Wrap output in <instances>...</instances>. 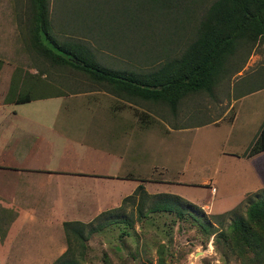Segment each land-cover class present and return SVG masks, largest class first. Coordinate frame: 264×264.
<instances>
[{"label": "rangeland", "instance_id": "rangeland-1", "mask_svg": "<svg viewBox=\"0 0 264 264\" xmlns=\"http://www.w3.org/2000/svg\"><path fill=\"white\" fill-rule=\"evenodd\" d=\"M126 1L49 0L53 30L60 39L73 38L87 43L104 65L118 69L148 70L157 65L154 59L163 51L174 54L172 49H177V43L184 41L183 36L193 27L194 19L211 0H186L182 6L191 5L192 11L185 17L180 5L171 16L166 14L156 18L154 12H148L145 0H133L130 8L134 13V24L128 18L124 22L122 19L114 20V16H119V11L124 9ZM10 4L13 5V12ZM3 12L9 25L12 26L13 23L16 26L18 35L16 37L14 33L11 34L12 31L8 32L7 24L6 29L1 30L0 58L10 61L15 59L11 62H17L15 57L21 51V45L24 52L18 60L30 63V66H22L30 67L38 75L53 78L57 86L68 87L71 92L97 86L86 81L87 75L82 71L52 64L32 47L29 49L26 46L30 45L31 34L27 18L30 13L29 0H0V13ZM109 15L113 18H109ZM10 46L12 49L8 48ZM4 47L5 53L2 50ZM13 75L16 72L9 77ZM261 83H264V43L260 39L252 46L241 69L217 86L213 96L205 91L192 93L180 102L175 114L160 102L127 100L99 90L98 93L101 96L103 93L110 101L106 104L116 105V116L107 119L113 128L110 137H114V140L110 146L114 147L119 143L121 151H129L133 146L130 148L131 154L135 155L131 157L143 164L141 170H147L149 175H158L161 171V176L168 182L181 180V183L176 184L179 191L205 203L203 206L190 200L201 209L191 206L180 216L176 211H150L149 197L143 200L141 209L138 206V194L134 200L128 199L123 203L121 198L118 205L109 206L85 222L90 223V226L100 225L81 244H73L76 246L75 257L79 263L240 264V258L233 252L227 233L234 214L223 213L242 200L240 212H245L248 199L264 194V170L257 183L255 168L244 154L264 122V86L244 94L243 92ZM36 86L35 89H30L31 95H36ZM73 99L76 104L84 102V105L89 106L90 101L86 96ZM102 103L104 106L105 102ZM10 106L8 104L7 109ZM91 106L103 108L98 101L92 102ZM91 106L89 107L92 108ZM29 107L33 106H26ZM135 109L142 113H136ZM142 115L144 121L140 119ZM215 120L216 125H204ZM146 128H151V133L143 140L141 136ZM131 137L132 141L128 142ZM127 142L130 144L129 148ZM261 157L264 160V153ZM134 172L138 173V170L135 169ZM210 176H213V180ZM188 182H195L196 185ZM213 185L223 197L219 202L215 201L214 209L218 210L217 206L229 207L228 209L213 212L210 198L217 193V190H212ZM207 186H210V191ZM247 189L252 191L241 195ZM253 191H256L255 194L250 195ZM158 192L160 191L151 193ZM248 196L250 198H246ZM12 230L15 231L14 228ZM37 230L35 238L41 241L39 244L0 242L1 250L12 247L15 252L13 259L10 254H2L4 258H0V264H50L56 260L34 257L55 255L58 247L57 244L50 245L48 240L43 245V230L46 233L47 230ZM54 231L58 233V229ZM59 232L65 236L67 247L64 225L59 228ZM32 247H37L40 254H33V250H30ZM18 250H22L23 254L19 255L24 256V259H16ZM160 258L163 260L160 261Z\"/></svg>", "mask_w": 264, "mask_h": 264}, {"label": "crops", "instance_id": "crops-1", "mask_svg": "<svg viewBox=\"0 0 264 264\" xmlns=\"http://www.w3.org/2000/svg\"><path fill=\"white\" fill-rule=\"evenodd\" d=\"M10 7L13 12V5L10 4ZM0 19H3L0 21V32L6 29L7 24L8 32L12 31L11 34L17 37L16 26L13 23L9 25L4 12L0 13ZM20 47L21 51L15 57L16 64L11 62L15 59L0 58V242L39 244L41 241L35 238L37 229H46L47 233L43 230V245L47 244L46 240L50 245L57 244L55 255L34 257L57 259L66 248L65 236L59 232L64 220L86 222L109 206L118 205L121 198L132 193L138 184H143L149 193L178 194L204 206L203 200H194L177 189L176 184L181 180L168 182L161 176V171V174L149 175L147 170H141L143 164L131 157L135 155L131 154L133 146L129 148L128 143L132 137L127 142L129 151H121L119 143L110 146L114 137H110L113 128L107 119L116 116V105L106 104L110 101L98 91L111 95L114 92L98 86L88 77L86 81L97 85L89 90L71 92L68 87L57 86L53 78L38 75L30 67L22 66H30V63L18 60L24 52L23 46ZM8 48L12 49L11 46ZM2 50L6 52L5 47ZM13 72L16 75L9 77ZM35 86L36 95H31L30 89H35ZM77 96H86L91 103L98 101L101 106L102 101L105 103L103 108H94L89 102L90 108L84 102L76 104L73 98ZM8 104H11L9 109ZM52 104L57 107L49 106ZM30 105L33 107L26 108ZM135 112L142 113L136 109ZM140 119L144 121L145 118L142 115ZM213 122L204 125H216L217 121ZM150 129L146 128L142 136L140 134L141 139L150 136ZM263 153L264 149L246 155L255 168L257 183L264 170ZM135 169L138 173L134 172ZM209 178L213 180V176ZM188 184L196 185L195 182ZM207 189L210 191V186ZM250 189L244 190L241 195L252 191ZM215 190L217 193H209L212 194L213 212L228 209L221 206H217L218 210L214 209L215 201L223 198L218 194V188L215 187ZM54 229H58V233ZM30 250L33 254H40L37 247ZM6 253L12 259L15 256L14 250L9 247L4 251L0 249V258H4L2 254ZM19 254H23L22 250H18L16 259H24Z\"/></svg>", "mask_w": 264, "mask_h": 264}, {"label": "trees", "instance_id": "trees-1", "mask_svg": "<svg viewBox=\"0 0 264 264\" xmlns=\"http://www.w3.org/2000/svg\"><path fill=\"white\" fill-rule=\"evenodd\" d=\"M132 1L124 3V9L119 11V16H114V20L117 18L124 22L128 18L131 24L135 23L130 8ZM185 1L145 0L148 12L155 13L154 18L166 14L171 16ZM29 8L27 18L31 46L26 44L29 49L32 47L52 64L82 71L115 95L127 100L160 102L174 114L180 102L192 93L205 91L213 96L217 86L241 69L252 46L260 39L264 43V0H211L194 19L193 27L183 36L184 41L177 43V49H172L174 54L163 51L154 59L157 65L148 70L118 69L102 64L84 41L58 38L50 19L49 0H29ZM182 10L185 17L191 13V5L184 4ZM109 18L113 16L109 15ZM261 86L264 83L249 87L243 94ZM262 149L264 122L244 154L251 155ZM137 194L139 209L148 197L150 211H176L182 216L191 206L201 209L178 194L149 193L143 184H138L132 193L124 196L122 203L134 200ZM242 202L223 213L234 214L227 230L231 248L239 256L240 264H264V194L248 199L245 212H240ZM63 225L67 247L50 264H80L75 257V247L100 224L90 226V223L79 220H66Z\"/></svg>", "mask_w": 264, "mask_h": 264}, {"label": "built area", "instance_id": "built-area-1", "mask_svg": "<svg viewBox=\"0 0 264 264\" xmlns=\"http://www.w3.org/2000/svg\"><path fill=\"white\" fill-rule=\"evenodd\" d=\"M212 190H215V187L214 186L212 187Z\"/></svg>", "mask_w": 264, "mask_h": 264}]
</instances>
